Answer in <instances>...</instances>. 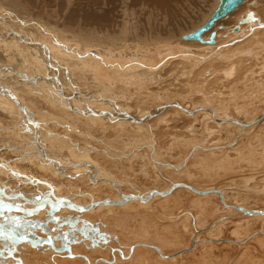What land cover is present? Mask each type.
<instances>
[{
	"label": "rangeland",
	"instance_id": "1",
	"mask_svg": "<svg viewBox=\"0 0 264 264\" xmlns=\"http://www.w3.org/2000/svg\"><path fill=\"white\" fill-rule=\"evenodd\" d=\"M6 1L8 3L5 2L4 0H0V30H2L1 28L6 27L5 25H10V26L15 27V29H19L21 32H24L25 35H29V36L32 35L33 37H40L39 40L45 39L46 42L45 41H43V42H45L47 45H49V55L51 54L50 56H52L53 58L58 60L60 63V66H56L55 68H52V69H54V71H52V72L53 73L57 72V74L59 76L62 75L61 76L62 77L61 78L62 86H64L65 88H68L67 82L69 84L72 83V81L68 80L64 76V74H65L64 68H66L68 70L70 76H72V78L75 79V81L79 84L80 87L87 85L88 84V81H86L87 78L86 77L83 78L78 74L80 69H84V68L86 69V66H84V68H83V66L80 63H81V61H85V60L89 61L88 56H87L89 53H91L92 56H94L96 54H100V56H104L101 52L105 48L100 47L96 42L92 43V42L88 41L86 37L81 35V34H83V35L87 36L88 34H90L89 31H86V30H89L88 26L83 25V23L81 22L83 9L79 10L77 12L79 15V19H78V22H76L74 25V23L70 24L68 21L66 22L67 17L73 11V7L75 5L74 0H72L71 2H67L69 5L65 3L66 6L61 5V0H50V2H51L50 4H48L46 2L48 0H39L40 2H43V3L45 2V3L42 6H40V5L36 6V8L35 7L31 8L33 6V2H31L30 0H22L23 2L21 0H18V2H17V0H12V1L6 0ZM25 1H26V3H25ZM212 1L214 2L215 0H212ZM117 2H118V4L121 5L120 0H117ZM134 2H135V0H134ZM213 2L211 4H213ZM129 3H130V5H129L130 8L134 9V7H132V6L138 5V3H140V1L133 3V1L131 0V1H129ZM204 3H205V0L202 2H197L195 5L194 2L192 1L191 3L188 4L189 9L182 6V8L179 11L181 18L183 17V21H181L182 22V24H181L182 28L173 27L172 25L175 24L177 22V20L170 19L168 17V15L164 12L154 13L155 16L153 17V19H150L148 21V23L146 22V23L142 24V23L137 21L138 22L137 37L138 38L139 37L146 38L145 36H149V38L147 37L146 39H149V41H150V40H152V38H154V36H160L161 34L166 35L168 33V32H165V30L167 29L166 24H168L170 27L172 26L171 31L174 35H171V36L175 37L173 39V41L176 40L175 42H172V43L175 45V43L179 42L181 35L194 30L197 26L200 25V23L202 22L201 21L202 17H200L199 20L197 18L196 21L191 22V24H190V19H193L195 17V15L198 14V12L203 11L202 8L204 7ZM23 4H26L28 7L23 5ZM192 6H193V9H192ZM247 6H248V8H247ZM11 7H13V8H11ZM253 7H255L256 9L259 10V13H258L259 14V16H258L259 26L262 24L264 25V0H246L244 5L239 8L240 11L238 9L236 12L232 13L228 18L223 20L224 21L223 23H225L226 25H229V26H233L234 24H237L239 18L246 15V13H248ZM184 8H185V10H184ZM204 10H206V9H204ZM2 11L5 14V16H4V14H2ZM4 11H6L7 14L9 12L10 15L6 16V12H4ZM146 11L149 13L150 11H156V10L146 9ZM196 11H198V12L196 13ZM237 14H239V15L236 16ZM2 15H3V17H1ZM119 15H120L119 20L121 21L120 12H119ZM57 20H58V22H57ZM204 20H205V18H204ZM3 21H4V23L2 24ZM143 22H145V21L143 20ZM32 23H33V25H32ZM259 26L256 27V29H254V28L250 29L251 33L254 32V36H253L255 38L254 46H250L248 48H245L244 51H242V50L237 51V50H234L232 47L227 46V47L221 48L219 53L216 52L215 54H213L211 56V58H215V59L220 61V64L224 67V68L222 67L223 71H225V70L228 71L227 72L228 75H225V76L223 74L219 75L217 78V80L219 79L218 81H216L214 79V78H216L214 76V73L212 74V76L209 74V78L201 79L200 77L202 75H199V74L202 73V71L203 72L205 71L204 72V74H205L208 71L206 69L210 68L211 66H208L205 69H201L200 68L201 64H200V65H195V68H194V62L193 61H191V63L188 62V63H190V66L186 65V63L184 61H186L187 57L189 58V56L184 57V56H180L179 54L176 55L177 51L171 50V48H173V47H169V44H168L167 48L166 47H163V48L169 49L171 51L170 54H173L174 56H172V60L169 63L164 64L165 66L161 65V66H159V68H157L155 70V72L153 74L157 75L158 78L155 77V80H152L150 82L147 81L146 83H144L143 91L145 93H143L142 96L145 97L146 99L157 98V97L161 96V98H160L161 100L158 101V104L163 103L165 101L172 100V99L173 100L176 99V100L180 101L183 105H186V106L189 105V107H196V106H202V105L214 107L217 110L216 115L219 118L231 114V113H229V111L232 113L233 112L235 113V111H236L235 115L232 114L234 116H236V115L238 116L239 114H237V113H240L239 116L240 117L242 116L241 118H244L245 116H246V118H251V119L259 117L261 114L264 113V106H263L264 105V90H263L264 89V30H263L264 26H260V27ZM117 31H119V25H118L115 32L111 31L108 28L105 29V27L102 26L99 29H95L94 34L97 37H103L106 34H112V35L117 34L118 33ZM162 31H163V33H161ZM248 31H249V29H248ZM79 33H81V34H79ZM247 33L249 35V32H247ZM96 34H98V35H96ZM49 36H50V38H49ZM137 37H135V38H137ZM76 38H77V40H76ZM134 39H132L130 42H134V43L138 42L137 40H134ZM177 39H179V40H177ZM9 43L12 44L11 41H7V42L1 43L0 45L7 47V45ZM50 43H52V45ZM14 44L20 46V44L18 42H15ZM150 44L152 45L151 48L154 49L155 45L153 43H150ZM82 45H83V47H82ZM103 46H105V45L103 44ZM50 47H51V49H50ZM59 47H61V48H59ZM179 47H182L184 49L189 48L186 45H182V44ZM20 48H21V46H20ZM55 48H57V49H55ZM107 48L116 49L117 47H115L113 45V46H108ZM194 48L198 49V47H194ZM11 50H12L11 48L0 49V60L2 61V63H0V66H2V65L5 66V70L8 71V73H6V75H11V76L15 75L14 77H16V79L12 78L13 81H10L11 79L9 76H4L2 78L0 77V81H1V83H4V85H6L8 87L13 85L14 86V87H12L13 89L11 87L10 88L12 90H14L15 94L19 98L22 99V100L21 99L20 100L22 101L23 106L26 105L25 107H28L35 115L38 114L37 115L38 117L37 116L36 117H37V120L40 122V124H42V122H46L47 126H44L42 124V126L39 127V134H40V136L43 137V139L45 137L46 141H48V146L50 145L49 147L55 148V149H58L60 147L59 149H62V151H67L71 155V157L76 156V158L79 161L85 160V161H81V162H91V163L96 164L95 166H98L97 168H98V171H99V174L101 177H104V178L109 179L111 181L119 179L120 184L121 185L125 184L126 186H129L128 183L133 181L132 184L135 182L133 184L135 187L136 186L137 187L138 186L143 187V188H140L141 191H143V194H145L147 192V190L154 189L156 187H158V188L163 187L164 188V187L169 185L168 179H166L165 177L164 178L159 177V174L157 172V167H155L156 166L155 163H152V165L149 164L152 162V159L150 161V159L148 158V162L145 160H143L141 162V163L145 162V163H143V165L145 166L146 171L147 172L149 171L148 172L149 175H146L147 173L144 172L145 169H142L140 167L139 168L136 167L137 168L136 169L135 165H134L135 163L132 165V161H135V158H136L135 154H138V151L133 153L132 152L133 149L130 147H126V148L122 147V148L115 150L114 147L109 145V143H110L109 138H110V136L112 137V135H113L112 133H109V131L106 134H102L101 132H99V136H98V135H95V132H92L94 129L91 126H85L84 130H83V128H80L74 134L78 137L74 136L73 140H76V141L79 139L82 140L83 142L80 145L81 146L83 145V146L80 147V150H78L79 153L76 152V150H74L73 147H78V146H74L73 140L70 139V135H71L70 133H72L73 131L72 130L68 131V129H67V131H68L67 132L65 130V128L60 126V123H63V122H61V120H62V121H64L65 124L69 125L72 129H75V127L71 123H69V121L73 119V123H75V125L78 126V123L80 122V120L77 117L75 118V116L71 115V113H74V114H77V113L71 112L70 109H68V107L66 105L64 106V104H61V100L63 101V99H64L63 103H66V104H67V102H66L67 100L65 98H61V96L56 93L55 89L52 88L49 81L47 80L46 77L48 76V67H47L48 64L43 60L39 61V60L33 59L32 57H31V59H29L27 61V63H23L22 62V56L19 55L18 57L13 58L14 53L11 52ZM152 56L155 57L154 62H157L158 59L160 60L162 55L154 53ZM76 57L78 60H80L78 63L73 61V58H76ZM83 58H87V59L82 60ZM137 58L138 57L136 55H133L132 58L130 59V63L133 64V62ZM192 58H197V57L193 56ZM102 60H103V58H100L99 63H98L99 67H101V70L105 71V70H109L110 68H116L115 66L109 67L107 64H104V62ZM240 60H241V64H240ZM235 64L237 65L236 74L234 75V77L233 76L229 77V71L233 68L232 66ZM175 65H176V67H175ZM238 65L243 66L241 68V70H240ZM183 66H185V67H183ZM90 67H92V66H90ZM174 67H175V69L173 70ZM187 67H191V68L190 69L188 68V70H187ZM165 68H167L166 70H168V71H166ZM181 68H184V69L182 70ZM192 68H193V70H192ZM179 69H180V72H179ZM196 69H197V71H194ZM2 70H4V69H2ZM198 70H199V74H198ZM200 70H201V72H200ZM150 71L151 70H148L149 75H151V73H152V71L151 72ZM162 72L166 73V76H164L165 74H160ZM195 72L197 74H195ZM237 74H239V75H237ZM192 75H194V76H192ZM7 77H8V80L6 81L5 79ZM17 77H19V78H17ZM146 77H147V75H146ZM173 77H174V79H173ZM193 77H196L197 79L195 80V78H193ZM221 77H222V82L220 81ZM118 78L120 81H125L128 79V76L126 78H123V76H121L119 74ZM24 79H26V80H24ZM145 79H147V78H145ZM182 79H184V80L187 79V81L186 80L184 81ZM210 79H212V80L214 79L215 81L212 83L211 82L212 80H210ZM21 82H23V83H21ZM193 82H194V84H193ZM17 84H18V86H17ZM200 84H202V85H200ZM207 84H210V85L208 86ZM218 84H220V85H218ZM247 84H249V85H247ZM194 85H195V87H194ZM225 85H227V86H225ZM94 86L95 85H90L89 87H94ZM127 86L128 87L130 86L129 88H134L135 84L128 83ZM205 86L207 88H205ZM48 88H51V91H52L51 95L47 91ZM72 88H74V87H72ZM192 88H194V89H192ZM153 89H155V91ZM179 89L182 92H180ZM185 89H188V90H185ZM186 91H187V93H186ZM155 92H157V93H155ZM161 93H163L164 96H162ZM74 94L75 95H73L72 97H73V101L77 100L76 103H78V99L79 100H81V99L85 100L86 99L85 100L86 103H89V104L93 103V99H90L86 96H84L85 98L84 97L78 98V95H77L78 93L76 91H74ZM238 95H239V97H238ZM114 96L116 98V101L118 103H120V106L122 107L123 111L124 112L126 111V113H132L134 111L140 112V110L144 106L142 102L138 103L139 105L136 104L133 97H129V99H127V98L121 97L118 94H116V95L114 94ZM168 96L170 97L169 100H168ZM260 96H262L263 98L261 97L262 99L258 100L260 98ZM63 97H65V96H63ZM257 97H259V98L257 99ZM248 100L250 101V103L249 102L247 103ZM216 101H218V104L216 103ZM256 101H258V102H256ZM15 104H16V102H14V100L12 101V99H11L9 101V105H7L8 111L10 112L8 119L7 120H0V143H2V144L4 143L6 146H9L7 149H5L3 146H1L2 144H0V202H2L4 205H6V207L10 208V210H11V211L10 210L6 211L5 209H2V207H0V222L2 223V224H0V227H2L5 223H8L10 226L12 225L11 227L16 228L17 230L13 231V232H3L0 230V264H9V262L12 264H16V263H14V261L18 263L20 261V258H21V260L23 259L24 261H27L28 264H36V263H34L36 260L42 261L45 264H56V263L57 264H63V263H66L68 260L76 261L77 260V259H75L76 257L74 258V256L72 254H69L70 258L68 257L67 251H66V254L64 257H60L56 254V252L52 251L53 249L56 248L55 245L57 246V244H58V243H56V241H60L62 239V237L59 236V234L55 233V231H56L55 228L57 227V225H55V224H56V220H58L56 215H55L56 220L53 221L51 219L52 217H50V218H48V220L50 222H45V220L42 218L45 215L47 216V214L43 213V211H41L42 210L41 208L36 207L35 210H33V212L36 211L37 215L35 213H31L32 211H30V213H29V211H28V213L27 212H20L19 213L18 208L23 209L21 207H24V206H25L24 207L25 209L26 208L27 209L33 208L35 206V203L32 204V202H35L39 198L42 199L44 197H51L54 201L56 199H57L56 201H60L62 199L63 200L70 199V201L75 200V201L79 202L81 205L82 204L86 205V204H88L89 201L92 202V200L94 198L99 197L102 194H104L105 188L110 189L112 192V193L109 192L110 191L109 190L108 192L110 194H108V196L109 195L111 196L112 194H118L117 191L115 192L116 187H114L113 185L108 184V182H106V183H102V184H104V187L100 186L99 188H96V190H94L95 186L94 187L92 186V188L89 191L88 190L86 191V187L82 186L80 181H82V179H84L83 184L88 183V176L87 175L91 172V169L89 166H85V165H81L82 168L79 169V171H77L79 173L82 172L81 175L76 176V179L79 180V182H75V183L70 182V181L64 182L65 181V177H64V181H62L63 183L61 185V183L59 182V178L61 176L60 170H61V168H67L69 166L66 163L67 162L66 159H61V158L57 157L55 161L51 162L53 159L52 157L48 158L47 156H44L41 154V152L37 148V145L33 144V142L35 143V142H37V140L35 139V137L32 140L29 132H27L29 130L26 127L28 126L30 121L28 120V118H22V117L18 116V114H19L17 112L18 107ZM42 105L45 107H43ZM141 105H142V108H139V109L136 108V106H141ZM93 106H96V103ZM98 106L100 107V110H103L104 112H110L113 110L112 107H110L108 105L98 104ZM98 106H96V107L98 108ZM102 106H103V108H102ZM53 107H57V108L53 109ZM38 108H40V110ZM66 109H68L70 112L68 113ZM34 110H36V111H34ZM129 111H131V112H129ZM53 113H55V114H53ZM227 113H229V114H227ZM207 114L208 113H205V112H199V113L195 114L193 118H188L185 115L177 114L175 107H172V108L166 110L165 112L161 113L160 114L161 116L158 117V115H155L151 119V123L155 124L154 126H151V127H155V131L153 130L155 135H157V137H155V138L152 136V128L147 129V127L144 126L143 127V134H141L140 131L134 130L137 127L136 123H127L130 125V128H128V127L127 128L129 131L133 130V132H132V133H134L133 135H135V133H137L138 137L144 138V142L147 144V145L145 144L144 147L148 151V154L151 155L154 159L161 161L163 163L167 162L166 159H168V163H170L171 165H174L176 167H179L177 170H174L170 167L168 169L169 172L167 171L166 173L163 174V176L171 177L170 179L173 181L175 179L182 180V178L184 177L182 175H185L184 179L186 178L185 180H187V178L189 177L188 181L195 186L221 188L226 193H231L230 198L233 200H239L240 202L246 203L247 206H249V207L252 206L255 208L264 209V188H263L264 187V142H263L264 141V126H263L264 125V114H263V118L261 120L262 122L259 125H255L253 128L247 129L245 132H242V133H240L239 130H237L238 127H233V130H231L229 133H227L226 131H228V130L225 129L226 125L220 126L216 123V125H217L216 126L215 122L213 121V118H211ZM41 115H43V116L41 117ZM46 116H47V118H46ZM49 116H51V117H49ZM72 117H74V118H72ZM39 118H41V119H39ZM164 119H165V121L161 123V121H163ZM42 120H44V121H42ZM75 120H77V121H75ZM157 121H158V123H157ZM15 123H16V125H15ZM213 123H214V125H213ZM53 125H54V128L56 130L54 132L57 135H61V134L63 135L64 134L63 137H61L60 139L59 138L54 139V138L50 137V136H52V134L45 130L47 128H50V130H51L53 128ZM260 125L262 126V128ZM194 126H195V129H194ZM210 126H212V128ZM86 127H87V129H86ZM3 130H4L5 134H3V132H2ZM63 131H64V133H63ZM57 132L60 134H58ZM150 132H151V134H150ZM179 132L183 135H181ZM196 132H197V134H196ZM122 134H124V132ZM46 137H48V138H46ZM122 137L126 138L127 136H122ZM214 137H215V139H214ZM244 137H245V139H244ZM75 138H78V139H75ZM101 138L103 141L101 140ZM210 138H212V140ZM51 139L54 143L51 141ZM145 139H146V141H145ZM262 139H263V141H262ZM209 140H211V141H209ZM257 140H258V142H256ZM71 141H72V143H71ZM169 141H170V143H168ZM208 141H209V143H208ZM104 143L106 144V150H104L105 149V147L103 145ZM250 143H253L255 145L252 144V146H251ZM13 144H17L19 146V151L12 147ZM63 144H65V145H63ZM229 144L231 147H227V148L221 150V148H220L221 146H224V145L228 146ZM94 145H95V147H94ZM205 145L208 147H206ZM246 145L249 146V148ZM102 146L104 148H102ZM160 146H163V147L160 148ZM178 146H179V148H178ZM244 146H245V152H241V155H240L243 159H241V161L239 162L240 158L238 160L236 150L240 149V147H244ZM261 146H263V147H261ZM166 148H167V150H166ZM173 148L176 149L175 152H172V151H174ZM122 150H123V152H122ZM213 150H219L221 155H226L225 157H227V154L230 157L233 156L232 154H236L234 157H232V161H234L237 158L234 165L237 164L236 166H238V168L240 166V169H241L240 174L238 173V169L236 168V166H233L232 168H230V169L236 168V169H234L235 171L237 170L236 172L234 170L232 171V170H229L227 168H226V170H225V168L223 169V165H224L223 163H225V162H223L219 157H214V159H213V156H210L211 154L214 153ZM246 150H247V152H246ZM20 151L24 154L19 153ZM103 151H107V154H109V156L105 155ZM162 152H165V153L163 154ZM177 152H179V154H175ZM182 152H184V153H182ZM93 153H95V154H93ZM196 153H197V155H196ZM184 154H185V156H184ZM201 155H203V156H201ZM182 156L184 158H182ZM199 157H201V158H199ZM169 158H170V160H169ZM177 159H178V161H177ZM202 159L205 160V162L204 161L202 162ZM219 160H220V162H219ZM249 160L253 161L252 165H248V164H250ZM107 161H109V162H107ZM112 161H113V163L111 164ZM198 161L201 162L202 165H200V163H197ZM242 161H243V164L241 163ZM173 162H175V163L177 162V163L174 164ZM194 162L199 164L201 167H198L199 165L195 164ZM215 162H218V163L215 164ZM208 163L211 166H208ZM211 163L212 164L214 163L215 165L213 164L214 166H212ZM221 163H222V165H221ZM245 163H248V164L246 165ZM243 165H245V166H243ZM113 166L114 167L116 166V168H114ZM147 166H150L152 170ZM205 166L208 170H205ZM216 166L220 167V169L222 167L221 171L225 172L226 174L222 173L221 171L219 172L220 169H218V171H216L218 168ZM248 166H249V168L251 167L253 170H251V168L249 169ZM27 167H29V168H27ZM211 167H214L213 170ZM242 167L243 168L245 167V168L243 169ZM31 168H35V171H34L33 175L29 174V175H32V177L30 178V177H28V173H31V172H28V171H30ZM97 168H96V170H97ZM200 168H202L201 171H203V172L199 171L200 173H198L197 171H198V169L200 170ZM138 169H141L142 171L141 170L138 171ZM184 169L187 170L186 171L187 173L184 171ZM240 169H239V171H240ZM67 170L68 169H66L65 171L68 173L69 170L68 171ZM150 170H151V172H150ZM153 170H155V171H153ZM209 170L212 171V173H210ZM180 172H181V174H180ZM189 172H190V174H189ZM70 173H72V171H70L67 175H69L70 177H73V174H70ZM85 173H87V175H84ZM154 173H155V175H154ZM192 173H194V174L196 173V175H194ZM203 173H204V176H200V175H203ZM213 173L214 174L218 173V174L214 175ZM121 174H122V176H121ZM198 174H200V175H198ZM210 174L213 177H209ZM191 175L194 177H192ZM205 175H208V176H205ZM201 178H203V179H201ZM145 180L150 181V182L148 183ZM63 184H66V185H64V187H63ZM86 186H88V185H86ZM76 187H80V189L76 188ZM232 188H234L235 190ZM254 188H256L258 190L257 193L260 196L259 200L254 199L252 197V195H250L253 192L252 190ZM176 189L177 190H174L175 193L170 196V198L171 197L173 198V199L171 198V200H170V198H168L166 201L163 200V201L159 202L157 200H154V201L149 202V203L148 202L146 203V201H143V203H141V201L140 202L132 201V202H130L129 205L122 206V207L106 206L104 208V210H105V212L107 211L108 213H105V212L103 214L91 213V218L88 221L78 219L79 216H81L83 213H80V212H78L74 209H71L69 207H65V211L63 213H66V211H67L70 214H72L71 217L66 219V220H70L71 222L72 221L75 222L76 231L77 230H78L77 232L81 231L80 234L84 235V237H85L84 238L83 236H80V234L75 232L76 233L75 239H77V241L79 239H81V240H87L88 239V241H89L87 246H86L88 250H84V252L89 254V255L87 254V257L89 258L90 262L85 260L84 258L78 257V260L82 261L81 264H121V263H123V264H129V263L130 264H167V263H169V264H199V263H201L202 264L203 262H205L204 264H215L216 262H217V264H220L223 261L226 262L227 260L228 261L226 263L223 262L222 264H236V263L237 264H244V263L245 264H247V263L248 264H252V263L253 264L254 263L255 264H264V231H263L264 230V221L259 223V222H257L258 220L255 218L248 219L250 221L245 219V224H246L245 229L246 230L240 229L241 230L239 232L240 235L238 233L235 234L234 232H232L230 230L232 229V227L237 222H239V218H245L244 216H239L238 214H236V216H232L229 219H227L229 221L226 224L221 225L219 223V221H221L223 219L218 220L217 218L222 217L224 215L222 213L223 210H221V208H219L220 209V211H219V209H217V207H216L215 209H217L218 210L217 211L214 209L215 206H213L214 202L217 203V200H218L217 197L209 198L210 202H212V206L208 205V207L212 208V209L208 210V212H201L202 209L200 207H198L199 203L203 207V204H201L202 202H200V199H198V202H197L195 200L196 196L190 195L191 197H194L193 198L195 200V202H194L195 205H194V203H192L193 202L192 198L186 199L187 198L186 196L189 195L188 191H186L183 188L182 189L180 188L181 190H179V188H176ZM170 190H168V191L170 192ZM48 193H49V195H48ZM180 193H181V196H179ZM232 193H234V194H232ZM185 194H186V196H185ZM177 197H178V199H180V201L176 200ZM183 198H185V199H183ZM181 199L183 201H181ZM25 201H28V202L30 201V202L28 203ZM176 201L181 202V204L177 203ZM182 202H183V204H182ZM47 204H46L47 208L46 207L44 208V212L49 213V211H48L49 210L48 209L49 203H47ZM101 204H103V203H101ZM178 204H179V207H178ZM9 205H10V207H9ZM14 206H17L18 208L14 207ZM193 206H195V207H193ZM205 207H207V206L205 205ZM101 209H103V207ZM165 209H168V210H165ZM199 209H201V210H199ZM149 210H150V212L147 213V211H149ZM173 210H175V212ZM12 211H13V213H12ZM82 211H84V210H82ZM196 211H197V213H196ZM4 213H6V215ZM21 213H22V215H21ZM174 213H175V215H174ZM189 213H192V216H190ZM203 213H205V214H203ZM211 213H213V214H211ZM50 214H52V213H50ZM136 214H137V216L138 215L142 216V222L145 225L147 224V226H145V227L147 228V231L148 230H150V231L147 232L146 230L145 231L143 230V229H146L144 227L143 223H141L140 226H137L139 224L137 223L136 219H135L136 222L134 221L133 224L129 222L130 225L128 223H126V224L120 223L119 226L118 225L116 226L114 224V221L116 220V222H118L119 221L118 219H120V217H122V216L127 217L130 220L132 218V216L136 217ZM200 214H202V215H200ZM229 214H231V213H229ZM111 215L113 218L111 217ZM171 215L173 216V218H171L172 217ZM184 215H186V217H184ZM198 215H200L201 217ZM33 216H34V218H32ZM102 216H106V217L104 218ZM187 216H188V218H187ZM197 216L200 219L197 220L196 219ZM234 217H235V220H234ZM17 218H19V220L21 221L20 225H17L14 223V221ZM35 218H37L36 221H35ZM108 218H109V220H108ZM181 218H183V219H181ZM29 219L32 221H30ZM60 220H63V218H60ZM60 220H59V223L61 222ZM97 220H100V223ZM182 220H184L183 223H182ZM105 221H108V222H106L107 225L105 223H103ZM155 221H157V223L158 222L161 223L160 224L161 226L159 225V223L157 224ZM170 221L172 222L173 225L171 224ZM177 221H179V222L177 223ZM246 221H248V222H246ZM77 222L79 224H77ZM168 222H170V223H168ZM174 222H175V224H174ZM102 223L104 224V226ZM89 224H91V226ZM94 224H97V228H96V225H94ZM150 224H152L153 227ZM169 224H171L170 225L171 227L169 226ZM176 224H178V225H176ZM179 224H181V225H179ZM183 224H185V225H183ZM50 225H52V226H50ZM175 225H176L177 229H176ZM28 226H30V227H28ZM173 226L177 231L175 229H172ZM51 227H53V228H51ZM184 227H188V229H189L188 232L186 230H184ZM218 227H219V229H218ZM101 228H103L105 231ZM139 228L140 229L142 228L141 230L144 233L146 232L148 234V236L139 237L138 235H141V232H142ZM154 228H156V229H154ZM170 228H171V230H170ZM99 229H101V230H99ZM90 230H92V231H90ZM109 230H110V232H109ZM163 230L165 232H163ZM179 230H181V231H179ZM87 231H90L92 234L89 232L87 233ZM72 232H74V231L72 230ZM135 232H136V234H135ZM156 232H157V234H155ZM172 232H174L175 235H172V234H174ZM61 233H62V231H61ZM123 233L125 234V236L123 235ZM130 233L135 235V236H133V235L127 236V238H126V235H128ZM167 233H170V235H168ZM180 233H181V235H180ZM89 234H91V235H89ZM121 234H122V237L124 236V238L121 237ZM86 235L87 236L89 235V236L87 237ZM96 235H98V236H96ZM178 235L181 237H179ZM24 236H26V237H24ZM31 236L34 237L35 239L30 240L29 238H31ZM133 237L135 238V240ZM49 238H54L51 243L47 242ZM221 238H223V239H221ZM43 239L46 241H44ZM68 239L69 238H67V240ZM123 239H124V241H123ZM127 239L131 240V242L128 244L126 243ZM160 239H162V240H160ZM168 239H170V240H168ZM215 239H219L220 241L217 242ZM226 239L231 240V242H233L234 244H228L225 241ZM257 239H258V241H257ZM165 240H166V243H163V242H165ZM196 240H197V243L194 245L193 243ZM171 241H173V242H171ZM132 242H134V243L148 242V243H152L154 245H157V244L162 245L165 248L163 251L164 255H170V254L172 255L173 253H175V251L180 250L186 246L189 247V246L194 245L195 247L191 248V249H193L191 251L183 252L181 257L179 258V261H178V260H172V259L169 260V258L167 259V257L162 258L159 255V253H157L154 250H151L152 248H148L144 245H138V246H135L133 255L131 257L125 259L122 257V254H120L119 251L123 250L127 253L128 250L130 249V247L131 248L133 247ZM210 242H212V243H210ZM79 243H81V242H79ZM51 244H54V247L50 248L49 246ZM88 245H90V246H88ZM57 247L60 248L62 246H60L58 244ZM75 248L76 247L74 246L73 250ZM216 249H218V250H216ZM24 250H25V252H23ZM92 251L98 252L96 257L90 256ZM146 253H148V254H146ZM185 253L187 254L186 257L184 256ZM39 254H40V256H39ZM73 254H75V253H73ZM4 255H5V257H4ZM147 255L149 256L150 259L148 258ZM1 256H2V258H1ZM142 256H143V258H142ZM195 256L197 257V260H196ZM218 258H219V260H218ZM227 258H229V259H227ZM142 259L144 261L145 260H147V261L144 262ZM158 259L161 261H158ZM119 260L121 261V263L119 262ZM246 260L251 262V263L246 262ZM141 261H143V262L141 263ZM152 261H153V263H152ZM207 261H210V262L208 263ZM235 261H238V262L235 263ZM41 264H43V263H41Z\"/></svg>",
	"mask_w": 264,
	"mask_h": 264
},
{
	"label": "bare ground",
	"instance_id": "2",
	"mask_svg": "<svg viewBox=\"0 0 264 264\" xmlns=\"http://www.w3.org/2000/svg\"><path fill=\"white\" fill-rule=\"evenodd\" d=\"M5 2H7L6 0H4ZM12 1V0H11ZM22 1V0H21ZM31 2H33V7L36 8V6H42L44 5L43 2H40L39 0H30ZM72 0H61V5H65L68 4L67 2H71ZM121 1V5L118 4L117 0H74V7H73V11L71 12V14L67 17V20L66 22L68 21L70 24L71 23H75L78 22V19H79V15H78V11L79 10H82L83 9V14H82V17H81V22L83 23V25L85 26H88L89 30H86V31H89L90 34H88L87 36L81 34L82 36L86 37L88 41L90 42H96L100 47L102 48H105L101 53L104 55V56H100V54H96L94 56L91 55V53H89L87 56H88V60H85V61H81V65L83 66H86V69H80L79 71V75L83 78H87L86 81H88V86L85 85L83 87H80L79 84L75 81L74 78H72V76H70L68 70L66 68H64V76L72 81L71 84H68V88H65L64 86H62V80H61V76H59L56 73H53L52 71H54V69L52 68H55L56 66H60V63L58 60H56L55 58H53L52 56L49 55V45H47L45 42V39H41L39 40L40 37H33L32 35L29 36V35H25L24 32H21L19 29H15V27L13 26H10V25H5L6 27L4 28H1L2 30H0V44L3 43V42H7V41H11V43H9L7 45V47H4L2 45H0V49L2 48H11V52L14 53L13 55V58H16L18 57L19 55L22 56V62L23 63H27V61L29 59H31V57L33 59H36V60H43L45 61L48 65V76L46 77L47 80L49 81L50 85L52 86V88L55 89L56 93L59 94L61 96V98H65L67 101V104L66 103H63V101L61 100V104H64V106L66 105L68 107V109H70L71 112H75L77 114H74V113H71V115L75 116V118L77 117L80 122L78 123V126L75 125V123H73V119L69 121V123H71L75 129H72L69 125L65 124L64 121L61 120V122L63 123H60V126L65 128V130L68 131L69 130H72L73 132L70 133V139L73 140V137H78L76 135H74L80 128H83V130L85 129V126H91L93 127V131L92 132H95V135H98L99 136V132H101L102 134H106L108 131L109 133H112V137L110 136V140H109V145H111L112 147H114V149H119V148H126V147H130L132 148V152H136L138 151V154H135V161H132V165L134 164L135 165V168H142V169H145V166L143 165V163H141L143 160L147 161L148 162V158L152 159V162L149 163L152 165V163H155V167H157V172L159 174V177H162V178H166L168 179L169 181V185L166 186V187H161V188H154V189H150V190H147V192L145 194H143V191H141L140 188H143L141 186H134L132 182H129V186H126L125 184L124 185H121L120 184V180H114V181H111L109 179H106L104 177H101L100 174H99V171H98V166H95L96 164L94 163H91V162H81V161H85V160H81L79 161L76 156H73L71 157V155L67 152V151H62V149H55V148H51L48 146V141H46L45 137L43 139L42 136H40L39 134V127L42 126V124L44 126H47L46 122H42V124H40V122L37 120V115H35L28 107H25L23 106L22 104V99L19 98L14 90H12L14 87L13 85L8 87L6 85H4V83H1L0 81V120H7L8 119V116H9V111H8V106L9 105V101L12 99V101L14 100V102H16V106L18 107V116L22 117V118H28V120L30 121L28 126L26 128H28L29 131V134L33 140V138L35 137V139L37 140V142H33V144H36L37 145V148L38 150L41 152L42 155L44 156H47L48 158L49 157H52V161H55L57 157L61 158V159H66V163L67 165H69L67 168H61L60 170V178H59V182L61 183L62 185V181H64V177H65V181L64 182H67V181H70V182H79V180L76 179V176L78 175H81V173L77 172L79 171V169H81V165H85V166H89L90 169H91V172L87 175V173H85L84 175H87L88 176V183L87 184H83L84 183V179H82V181H80L81 185L86 187V191L90 190L92 188V186L94 187L95 186V189L96 188H99L100 186L101 187H104V184L102 183H106L108 182V184H111L113 185L114 187H116V190L115 192L117 191L118 194H112L111 196L108 194H110L109 192H111L110 189L108 188H105L104 189V194H102L101 196L99 197H96L91 201L88 202V204H80L79 202L77 201H70V199L68 200H60V201H56L57 197L55 198L56 200L54 201L51 197H44V198H39L38 200H34L35 202H32L35 203V206L33 208H29V209H25L24 207H21L23 209H20L18 208L17 206H14V207H17L18 208V211L19 213L20 212H27L29 211H32L31 213H35L36 214V211L33 212V210H35V208H41L43 211V213L47 214V216H43L42 219L45 220V222H50L48 220V218L52 217L51 219L54 221L56 220L55 218V215L57 216V219L56 220V224L57 227L55 228V233L59 234V236L62 237V239L60 241H56V243H58L60 246V248H58V244L57 246L55 245V249H53L52 251L53 252H56V254L60 257H64L65 254H66V251L68 252V257H69V254H72L74 256L75 259H77L76 261H73V260H68L66 263H63V264H81L82 261L81 260H78V257L80 258H84L85 260L89 261V258L87 257V254L88 253H85L84 250H88L87 249V244H88V239L87 240H81L79 239L77 241V239H75V232L76 231V228H75V222H71L70 220H66L68 218L71 217L72 214H70L69 212L66 211V213H63L65 211V207H69L71 209H74L80 213H83L81 216H79L78 219L80 220H85V221H88L90 220L91 218V213H101L103 214L105 212L104 208L106 206H113V207H122V206H126V205H129L130 202L132 201H138L141 203H143V201H146V203L148 202H152L154 200H157L159 202L163 201V200H167L168 198H170V196L172 194H174V190H177L176 188H179V190H181L182 188L185 189L186 191H188L189 195L185 196L187 197L186 199H189V198H194V197H191L190 195H195L196 198L195 200L198 202V199H200V202H202L201 204H203V207L200 205V203L198 204V207H200L202 209L201 212H208V210L212 209V208H209V206H212V202H210V199L209 198H212V197H217L218 200H217V203L214 202L213 206L214 209L217 207V209L221 208L222 213L224 214L222 217H218L217 219H223L221 221H219V223L222 225V224H226L229 220L230 217L232 216H236V214H238L239 216H244L245 218H239V222H237L230 231L234 232L235 234L238 233L241 231L240 229H245L246 227V224H245V219L248 220L250 218H255L257 219L258 221L257 222H263L264 221V209H260V208H255V207H249L247 206L246 203H243V202H240L239 200H233L230 198V195L231 193H226L224 190H222L221 188H215V187H198V186H195L193 184H191L189 181H188V178L187 180L184 179L185 175H182L184 176L182 178V180H179V179H175V180H171L170 178L171 177H167V176H163L164 173H166L168 171V169L171 167L172 169L174 170H177L179 167H176L174 165H171L170 163H168V159H166L167 162L163 163L161 161H158L156 159H154L151 155L148 154V151L145 149L144 145L146 144L144 142V138L142 137H138L137 136V133H135V135H133L134 133L133 130L132 131H129L128 128H130V125L127 124V123H136L137 127L134 129L135 131H140L141 134H143V127L146 126L147 129H151L152 128V136L155 138L157 137V135H155L154 131H155V127H151V126H154L155 124L151 123V119L155 116V115H158L161 116L160 114L165 112L166 110L172 108V107H175V110L177 112V114L179 115H185L186 117L188 118H193L195 114L199 113V112H205V113H208L207 115H209L211 118H213V121L215 122V125L216 123L220 126L222 125H226L225 129L228 130L226 131L227 133H229L231 130H233V127H238L237 130H239L240 133L242 132H245L247 129H251L253 128L255 125H259L262 121V118H263V114H261L259 117L257 118H254V119H251V118H246V116L244 118H241L239 115L240 113H237L239 114L238 116H234L236 114V111L235 113L233 112H230L231 114L227 115V116H224V117H217L216 113H217V110L214 108V107H209V106H196V107H189V105H183L180 101L178 100H169L170 97L168 96V100L169 101H165L163 103H160L158 104V101H160L161 99V96L157 97V98H149V99H146L145 97L142 96L143 93H145L143 91V88H144V83H146L147 81H152V80H155V77L158 78L157 75L153 74L155 72V70L157 68H159V66L163 65L165 66L164 64L166 63H169L171 60H172V56H174L173 54H170V50L169 49H164L163 47H166L167 48V45L169 44V47H173L171 48V50H175L177 51V54L176 55H180V56H184V57H187L189 56V58L187 57L186 61H184L186 63V65H189L190 66V63L191 61L194 62V68H195V65H200L201 64V69H205L207 68L208 66H211L210 68H207L206 70H208L205 74L204 72L202 71V73L199 74V70H198V74L199 75H202L200 78L201 79H205V78H209V74L212 76V74L214 73V76L216 78H214L216 81L218 76L219 75H228V71L225 70L223 71V66L220 64V61L215 59V58H211V56L213 54H215L216 52L219 53V51L221 50V48H224V47H232L234 50H242L244 51L245 48H248L250 46H254V41H255V38L253 37L254 36V32L251 33V30L250 29H256V27L259 26V10L256 9L255 7H253L248 13H246V15L242 16L239 18L238 20V23L237 24H234L233 26H229V25H226L225 23H223L226 18H228L232 13L236 12L241 6L244 5V3L246 2V0H244V2L239 5L234 11L228 13L226 16L218 19L212 28H210L209 30H206L202 36H203V39L204 40H208L210 38V34L212 31H215L216 32V35H215V42L214 43H208V42H200L198 40H185L183 38V36L187 33H190L194 30H196L198 27H200L202 24H204L209 18L210 16L214 13V11L217 9L219 3H220V0H215L214 2L212 0H205V3H204V7L202 8L203 11L201 12H198L196 11V13L198 12V14L195 15V17L193 19H190V24L191 22H194L196 21V19L200 17H202V22L200 23L199 26H197L194 30L190 31V32H187L183 35H181V38L179 40L178 43H175V45L172 43V42H175L173 41V39L175 38L174 36H171V35H174L171 31V28L172 26L173 27H176V28H182L181 27V24L183 21V17L181 18L180 14H179V11L180 9L182 8V6L188 8V4L191 3L192 1L194 2V4L196 5L197 2H202L204 0H135V2L137 1H140V3H138V5H131L132 7H134V9H131L130 8V3L129 1L131 0H120ZM133 3L134 0H132ZM18 2V0H17ZM23 2V1H22ZM48 4H50V0L46 1ZM213 2V4H211ZM8 3V2H7ZM26 3V1H25ZM110 3V4H109ZM19 4V3H18ZM137 4V3H136ZM25 6H27L26 4H23ZM69 5V4H68ZM2 6V5H1ZM66 6V5H65ZM28 7V6H27ZM55 7V6H54ZM63 7V6H62ZM61 7V8H62ZM13 8V7H11ZM53 8V7H52ZM195 8V7H194ZM248 8V6H247ZM40 9V8H39ZM51 9V8H50ZM146 9H154L156 11H150L149 13L146 11ZM189 9V8H188ZM192 9H193V6H192ZM206 9V10H204ZM60 10V9H59ZM185 10V8H184ZM195 10V9H194ZM10 11V10H9ZM64 11V10H63ZM212 11V12H211ZM240 11V9H239ZM6 12V11H4ZM119 12L121 14V21L119 20L120 18V15H119ZM158 12H164L168 15V17L170 19H174V20H177V22L175 24H173L171 27L167 25V29L165 30V32H168L166 35L164 34H161L160 36H154V38H152V40L149 41V39H146L147 37L149 38V36H145L146 38L144 37H137V27H138V22L140 23H148V21L150 19H153V17L155 16L154 13H158ZM184 12V11H183ZM40 13V12H39ZM43 13V12H42ZM194 13V12H193ZM210 13V14H209ZM2 14L3 11H2ZM14 14V13H13ZM240 14V13H239ZM239 14H237L236 16H238ZM10 15L9 12L7 14L6 12V16ZM61 15V14H60ZM207 15V16H206ZM5 16V14H4ZM162 16V15H161ZM3 17V15L1 16ZM205 18V20H204ZM246 19V20H244ZM143 20L145 22H143ZM138 21V22H137ZM252 21V22H251ZM58 22V20H57ZM251 22V23H250ZM4 23V21L2 22V24ZM33 25V23H32ZM119 25V31H117L118 33L117 34H106L104 35L103 37H97L95 36L94 32H95V29H99L101 28L102 26L108 29H110L111 31H116L117 27ZM148 25V24H147ZM4 26V25H3ZM238 26V30H235L234 28ZM260 26H264L263 24L260 25ZM259 26V27H260ZM83 28V27H82ZM85 29V28H84ZM249 29V31H248ZM19 30V31H18ZM264 30V29H263ZM106 31V30H105ZM170 31V32H169ZM249 32V35L248 33ZM32 33V32H31ZM142 33V32H141ZM144 33V32H143ZM163 33V31L161 32ZM33 34V33H32ZM54 34V33H53ZM182 34V33H181ZM98 35V34H96ZM100 36V35H99ZM102 36V35H101ZM137 37V38H135ZM50 38V36H49ZM130 38V39H129ZM135 38V39H134ZM132 39L134 40H137L138 42H130ZM51 40V39H50ZM60 40V39H59ZM77 40V38H76ZM129 40V41H128ZM45 41V42H43ZM15 42H18L21 46L19 45H16L14 44ZM78 43V42H77ZM150 43H153L155 45V48H151V44ZM52 45V43H50ZM79 44V43H78ZM103 44L105 46H103ZM182 45H186L187 47H189L188 49H184L182 47H179ZM115 46L117 47L116 49H110V48H107L108 46ZM117 45V46H116ZM162 46V47H161ZM83 47V45H82ZM194 47H198L197 48H194ZM61 48V47H59ZM151 48V49H150ZM51 49V47H50ZM57 49V48H55ZM85 49V48H84ZM59 50V49H58ZM75 51V50H74ZM95 52V51H94ZM100 53V52H99ZM154 53H157V54H161V58L160 60L158 59L157 62H154V59L155 57L152 56ZM68 54V53H67ZM70 55V54H69ZM133 55H136L138 58L133 62V64L130 63V59L132 58ZM80 56V55H79ZM197 57V58H192V57ZM74 57V56H73ZM81 58V57H80ZM100 58H103V62L104 64H107L109 67H113L115 66L116 68H110L109 70H101V67H99L98 63H99V59ZM192 58V59H191ZM84 59H87V58H83L82 60ZM149 60V61H148ZM19 61V60H18ZM73 61L78 63L80 60L76 58H73ZM111 61V62H110ZM127 61V62H126ZM174 61V60H173ZM224 61V60H223ZM234 61V60H233ZM44 62V63H45ZM61 62V61H60ZM63 62V61H62ZM110 62V63H109ZM190 62V63H188ZM0 63H2V61L0 60ZM4 64V63H3ZM95 64V65H94ZM135 64V65H134ZM240 64H241V60H240ZM179 65V64H178ZM177 65V66H178ZM92 66V67H90ZM239 66V65H238ZM176 67V65H175ZM175 67L173 68V70L175 69ZM185 67V66H183ZM223 67V68H222ZM233 68L229 71V77H234V75L236 74V68H237V65H233L232 66ZM243 66L240 65L239 68L241 70ZM58 68V67H57ZM188 68L190 69L191 67H187V70ZM4 69V70H2ZM108 69V68H107ZM167 68H165L166 70ZM177 69V68H176ZM182 70L184 68H181ZM186 69V68H185ZM56 70V69H55ZM148 70H151L152 73L151 75L148 74ZM164 70V71H165ZM172 70V71H173ZM193 70V68H192ZM75 71V70H74ZM150 71V72H151ZM168 71V70H166ZM194 71H197L194 70ZM179 72H180V69H179ZM201 72V70H200ZM6 73H8L7 70H5V66H0V77H4V76H9L10 77V81H13V79H16V77H14L13 75H6ZM168 73V72H167ZM121 75L123 76V78H126L128 76V79L125 80V81H120L119 78H118V75ZM160 74H165L164 76H166V73H160ZM178 74V73H177ZM195 74H197L195 72ZM207 74V75H206ZM147 75V77H146ZM168 75V74H167ZM239 75V74H237ZM194 76V75H192ZM208 76V77H207ZM78 77V76H77ZM169 77V76H168ZM197 77V76H196ZM196 77H193L195 78V80L197 79ZM19 78V77H17ZM22 78V77H21ZM147 78V79H145ZM192 78V77H191ZM237 78V77H236ZM253 78V77H252ZM174 79V77H173ZM212 80L211 82L213 83L215 80ZM233 79V78H232ZM241 79V78H240ZM6 81L8 80V77L5 79ZM4 80V81H5ZM23 80V79H22ZM26 80V79H24ZM184 80V79H182ZM187 81V79H185ZM184 80V81H185ZM192 80V79H191ZM190 80V81H191ZM243 80V79H242ZM249 80V79H248ZM16 81V80H15ZM69 81V82H70ZM180 81V80H179ZM199 81V80H198ZM202 81V80H201ZM222 82V77H221V80ZM175 82V81H174ZM189 82V81H188ZM195 82V81H194ZM193 82V84H194ZM203 82V81H202ZM205 82V81H204ZM224 82V81H223ZM246 82V81H245ZM23 83V82H21ZM128 83H132V84H135V87L134 88H129L127 86ZM180 83V82H179ZM178 83V84H179ZM209 83V82H208ZM238 83V82H237ZM83 84V83H82ZM166 84V83H165ZM174 84V83H173ZM177 84V85H178ZM199 84V83H198ZM211 84V83H210ZM210 84H207L208 86ZM222 84V83H221ZM230 84V83H229ZM16 85V84H15ZM90 85H95L94 87H89ZM181 85V84H180ZM188 85V84H187ZM202 85V84H200ZM220 85V84H218ZM228 85V84H227ZM225 85V86H227ZM249 85V84H247ZM18 86V84H17ZM185 86V85H184ZM242 86V85H241ZM29 87V86H28ZM64 89H63V88ZM74 87V88H72ZM154 87V86H153ZM158 87V86H157ZM186 87V86H185ZM195 87V85H194ZM247 87V86H246ZM253 87V86H252ZM256 87V86H255ZM16 88V87H15ZM89 88V89H88ZM92 88V89H91ZM162 88V87H161ZM205 88H207L205 86ZM38 89V88H37ZM150 89V88H149ZM158 89V88H157ZM163 89V88H162ZM190 89V88H189ZM194 89V88H192ZM213 89V88H212ZM151 90V89H150ZM155 91V89H153ZM161 90V89H160ZM159 90V91H160ZM183 90V89H182ZM185 90H188V89H185ZM264 90V89H263ZM48 93L51 95L52 94V91H51V88H48L47 89ZM74 91H76L78 94V98H83L84 96L90 98V99H93V103L92 104H89V103H86V99H81L79 100L78 99V103L77 100L73 101V95L74 94ZM176 91V90H175ZM180 91V89H179ZM237 91V90H236ZM254 91V90H253ZM262 91V90H261ZM182 92V91H180ZM238 92V91H237ZM246 92V91H245ZM244 92V93H245ZM259 92V91H258ZM25 93V92H24ZM55 93V92H54ZM157 93V92H155ZM169 93V92H168ZM187 93V91H186ZM114 94H118L120 95L121 97L123 98H127L129 99V97H133L134 98V101L136 104L142 102L143 103V108H142V105L141 106H136V108H142L140 110V112L138 111H134L132 113H126V111L124 112L122 107L120 106V103H118L116 101V98L114 96ZM162 96L163 93H161ZM160 94V95H161ZM65 96V97H63ZM152 97V96H151ZM155 97V96H154ZM167 97V96H166ZM239 97V95H238ZM262 96L257 97L258 100L262 99L261 98ZM85 98V97H84ZM242 98V97H241ZM21 99V100H20ZM77 99V98H76ZM58 100V99H57ZM89 100V99H88ZM167 100V99H166ZM243 100V99H242ZM43 102V101H42ZM242 102V101H241ZM250 103V101L248 100L247 103ZM258 102V101H256ZM56 103V102H55ZM91 103V102H90ZM96 103V106H98V104H103V105H108L110 107H112V111L110 112H104L103 110H100V107L98 106V108L96 106H93L95 105ZM216 103L218 104V101H216ZM246 103V102H245ZM133 104V103H132ZM139 105V104H138ZM223 105V104H222ZM221 105V106H222ZM226 105V104H225ZM256 105V104H255ZM43 106V105H42ZM264 106V105H263ZM45 107V106H43ZM134 107V106H133ZM259 107V106H258ZM16 108V107H15ZM57 107H53V109H56ZM103 108V106H102ZM226 108V107H225ZM40 110V108H38ZM67 110V112L69 113L70 111ZM231 109V108H230ZM259 109V108H258ZM42 110V109H41ZM236 110V109H235ZM240 110V109H239ZM12 111V110H11ZM36 111V110H34ZM58 111V110H57ZM61 111V110H60ZM128 111V110H127ZM259 111V110H258ZM13 112V111H12ZM49 112V111H48ZM66 112V111H65ZM131 112V111H129ZM238 112V111H237ZM37 113V112H36ZM55 114V113H53ZM234 114V115H232ZM244 114V113H243ZM258 114V113H257ZM37 116V117H36ZM43 115H41L42 117ZM52 116V115H51ZM49 116V117H51ZM256 116V115H255ZM40 117V116H39ZM55 117V116H54ZM64 117V116H63ZM21 118V119H22ZM44 118V117H43ZM47 118V116H46ZM57 118V117H56ZM68 118V117H67ZM74 118V117H72ZM16 119V118H15ZM20 119V120H21ZM41 119V118H39ZM52 119V118H51ZM54 119V118H53ZM44 121V120H42ZM47 121V120H46ZM77 121V120H75ZM159 121V120H158ZM157 121V123H158ZM165 119L162 122H164ZM50 122V121H49ZM23 123V122H22ZM156 123V124H157ZM18 124V123H17ZM77 124V123H76ZM16 125V123H15ZM59 125V124H58ZM212 125V124H211ZM214 125V123H213ZM22 126V125H21ZM56 126V125H55ZM217 126V125H216ZM261 126V125H260ZM264 126V125H263ZM12 127V126H11ZM18 127V126H17ZM20 127V126H19ZM128 127V128H127ZM212 128V126H210ZM215 127V126H214ZM193 128V127H192ZM262 128V126H261ZM87 129V127H86ZM89 129V128H88ZM194 129H195V126H194ZM223 129V128H222ZM46 131H48L49 133L52 134V138L54 139H60L61 137H63V135H57L54 131L55 128H54V125H53V128L50 130V128H47L45 129ZM154 130V131H153ZM221 130V129H220ZM67 131V132H68ZM81 131V130H80ZM150 131V130H149ZM3 134H5L4 130L2 131ZM60 132V131H59ZM124 132V134H122ZM127 132V133H126ZM176 132V131H175ZM45 133V132H44ZM58 133V132H57ZM61 133V132H60ZM58 133V134H60ZM64 133V131H63ZM178 133V132H177ZM180 133V132H179ZM259 133V132H258ZM101 134V135H102ZM151 134V132H150ZM162 134V133H161ZM181 134V133H180ZM197 134V132H196ZM232 134V133H231ZM47 135V134H46ZM94 135V136H95ZM133 135V136H132ZM183 135V134H181ZM224 135V134H223ZM67 136V135H66ZM93 136V135H92ZM97 136V137H98ZM122 136H127L126 138H123ZM161 136V135H160ZM187 136V135H186ZM214 136V135H213ZM230 136V135H229ZM49 137V136H48ZM46 137V138H48ZM49 137V138H50ZM69 137V136H68ZM105 137V136H104ZM222 137V136H221ZM224 137V136H223ZM160 138V137H159ZM163 138V137H162ZM240 138V137H239ZM238 138V139H239ZM75 139H78V138H75ZM212 140V138H210ZM215 139V137H214ZM241 139V138H240ZM245 139V137H244ZM50 140V139H49ZM80 140V139H79ZM73 140V145L74 146H78V147H73L74 150H76V152L79 153L78 150H80V147H82L80 144L83 142L82 140ZM102 140V138H101ZM160 140V139H159ZM194 140V139H193ZM209 140V141H211ZM254 140V139H253ZM52 141V139H51ZM103 141V140H102ZM146 141V139H145ZM162 141V140H161ZM208 141V143H209ZM223 141V140H222ZM263 141V139H262ZM261 141V142H262ZM4 142V141H3ZM32 142V141H31ZM53 142V141H52ZM167 142V141H166ZM195 142V141H194ZM216 142V141H215ZM247 142V141H246ZM258 142V140L256 141ZM264 142V141H263ZM54 143V142H53ZM72 143V141H71ZM94 143V142H93ZM170 143V141L168 142ZM190 143V142H189ZM224 143V142H223ZM2 144V143H0ZM9 144V143H8ZM85 144V143H84ZM162 144V143H161ZM221 144V143H220ZM251 146L253 143H250ZM260 144V143H259ZM65 145V144H63ZM72 145V144H71ZM105 149L106 150V144L104 143L103 144ZM147 145V144H146ZM150 145V144H149ZM188 145V144H187ZM255 145V144H253ZM261 145V144H260ZM259 145V146H260ZM3 146L5 149H7L9 146H6L4 143L1 145ZM59 146V145H58ZM99 146V145H98ZM166 146V145H165ZM185 146V145H184ZM206 146V145H205ZM247 146V145H246ZM13 148L17 149L19 151V146L17 144H13L12 146ZM95 147V145H94ZM102 146V148H104ZM111 147V148H112ZM163 146H160V148H162ZM183 147V146H182ZM208 147V146H206ZM227 147H231L230 144L227 146V145H224V146H221V150L222 149H225ZM249 148V146H247ZM263 147V146H261ZM260 147V148H261ZM179 148V146H178ZM257 148V147H256ZM26 149V148H25ZM174 149V148H173ZM219 149V148H218ZM167 150V148H166ZM176 149H174V151L172 152H175ZM178 150V149H177ZM261 150V149H260ZM179 151V150H178ZM184 151V150H183ZM214 153L211 154L210 156H213V159L214 157H219L223 162L224 165H223V169L226 168L229 169V170H234V169H238V173L240 174L241 172V169H240V166L238 168V166L234 165L235 162H236V159L240 158L239 162L241 161V159H243L240 155H241V152H245V146L244 147H240V149H237L236 150V154H237V158L232 161V157H234L236 154H232L233 156L230 157L228 154H227V157H225L226 155H221L220 154V151L219 150H213ZM258 151V150H257ZM105 155L109 156V154H107V151H103ZM123 152V150H122ZM171 152V153H172ZM185 152V151H184ZM182 152V153H184ZM232 152V151H231ZM235 152V151H234ZM239 152V153H238ZM247 152V150H246ZM19 153H22L21 151ZM163 154L165 152H162ZM225 153V152H224ZM223 153V154H224ZM229 153V152H228ZM262 153V152H261ZM24 154V153H22ZM21 154V155H22ZM28 154V153H27ZM95 154V153H93ZM175 154H179V152L175 153ZM208 154V153H207ZM210 154V153H209ZM247 154V153H246ZM118 155V154H117ZM171 155V154H170ZM169 155V156H170ZM183 155V154H182ZM197 155V153H196ZM204 155V154H203ZM201 155V156H203ZM25 156V155H24ZM34 156V155H33ZM41 156V155H40ZM98 156V155H97ZM173 156V155H172ZM176 156V155H175ZM185 156V154H184ZM200 156V155H199ZM258 156V155H257ZM177 157V156H176ZM197 157V156H196ZM253 157V156H252ZM20 158V157H19ZM174 158V157H173ZM181 158V157H180ZM182 158H184L182 156ZM194 158V157H193ZM201 158V157H199ZM218 158V159H219ZM211 159V158H210ZM247 159V158H246ZM250 159V158H249ZM252 159V158H251ZM170 160V158H169ZM195 160V159H194ZM217 160V159H216ZM237 160V161H238ZM178 161V159H177ZM181 161V160H180ZM193 161V160H192ZM197 161V160H196ZM200 161V160H199ZM197 162V163H200L201 162ZM205 162V160L202 159V162ZM212 161V160H211ZM248 161V160H247ZM58 162V161H57ZM109 162V161H107ZM170 162V161H169ZM208 162V161H207ZM220 162V160H219ZM250 162V164H248ZM248 163H245L246 165H252L253 161L249 160ZM113 163V161L111 162V164ZM116 163V162H115ZM114 163V164H115ZM123 163V162H122ZM174 164H176L175 162H173ZM172 163V164H173ZM195 163V162H194ZM195 163V164H197ZM218 162H215V164H217ZM243 164V161L241 162ZM261 163V162H260ZM204 164V163H203ZM212 164V163H211ZM214 164V163H213ZM212 164V166H214ZM240 164V163H239ZM238 164V165H239ZM60 165V164H59ZM64 165V164H63ZM104 165V164H103ZM106 165V164H105ZM147 165V164H146ZM188 165V164H187ZM199 165V164H197ZM198 166V167H201V166ZM222 165V163H221ZM220 165V166H221ZM257 165V164H256ZM204 166V165H203ZM207 166V165H206ZM205 166V170H208ZM208 166H211L209 165L208 163ZM219 166V165H218ZM216 166V167H218ZM233 166H236V168L234 169H230L232 168ZM245 166V165H243ZM109 167V166H108ZM114 167V166H113ZM151 169L150 166H147ZM29 168V167H27ZM97 168V170H96ZM116 168V166L114 167ZM134 168V169H135ZM136 168V169H137ZM204 168V167H203ZM212 170L214 167H211ZM243 168V167H242ZM245 168V167H244ZM243 168V169H244ZM249 168V166H248ZM251 168V167H250ZM249 168V169H250ZM66 169H68V173L70 171H72V173L70 174H73V177H70L69 175H67L68 173L65 171ZM112 169V168H111ZM124 169V168H123ZM122 169V170H123ZM154 169V168H153ZM218 169H220V167L217 168L216 171H218ZM240 169V171H239ZM141 170V169H138V171ZM148 170V169H147ZM152 170V169H151ZM150 170V172H151ZM189 170V169H188ZM202 168H200V170L198 169V173H200L199 171H201ZM222 170V167L221 169L219 170V172ZM251 170H253L251 168ZM255 170V169H254ZM258 170V169H257ZM11 171V170H10ZM35 171V168H31L30 171L28 172H31V173H28V177H32L33 173ZM118 171V170H117ZM136 171V170H135ZM142 171V170H141ZM155 171V170H153ZM152 171V172H153ZM184 171L186 172L187 170L184 169ZM210 171V170H209ZM228 171V170H227ZM231 171V172H232ZM235 171V170H234ZM237 171V170H236ZM235 171V172H236ZM114 172V171H113ZM119 172V171H118ZM144 172H146L147 174L146 175H149L148 172L146 171V169L144 170ZM169 172V171H168ZM196 172V171H195ZM203 172V171H201ZM208 172V171H207ZM215 172V171H214ZM222 172V171H221ZM229 172V171H228ZM252 172V171H251ZM27 173V172H26ZM75 173V174H74ZM125 173V172H124ZM128 173V172H127ZM187 173V172H186ZM205 173V172H204ZM204 173L203 175H200V176H204ZM209 173V172H208ZM210 173H212V171H210ZM222 173H225V172H222ZM234 173V172H233ZM29 174H32V175H29ZM153 174V173H152ZM181 174V172H180ZM190 174V172H189ZM188 174V175H189ZM194 174V173H192ZM206 174V173H205ZM214 174V173H213ZM215 174H218V173H215ZM214 174V175H215ZM226 174V173H225ZM19 175V174H18ZM22 175V174H21ZM113 175V174H112ZM117 175V174H116ZM127 175V174H126ZM155 175V173H154ZM196 175V173L194 174ZM220 175V174H219ZM50 176V175H49ZM122 176V174H121ZM192 176V175H191ZM205 176H208V175H205ZM21 177V176H20ZM154 177V176H153ZM152 177V178H153ZM181 177V176H180ZM194 177V176H192ZM199 177V176H198ZM197 177V178H198ZM209 177H213L210 176ZM22 178V177H21ZM47 178V177H46ZM124 178V177H123ZM206 178V177H205ZM129 179V178H128ZM196 179V178H195ZM203 179V178H201ZM47 180V179H46ZM140 180V179H139ZM200 180V179H199ZM198 180V181H199ZM34 181V180H33ZM146 182H150V181H147L145 180ZM211 181V180H210ZM122 182V181H121ZM127 182V181H126ZM142 182V181H141ZM144 182V181H143ZM193 183V182H192ZM68 184V183H67ZM77 184V183H76ZM127 184V183H126ZM146 184V183H145ZM60 185V186H61ZM64 185L66 184H63V187ZM88 185V186H86ZM200 185V184H199ZM147 186V185H146ZM253 187V186H252ZM256 187V186H255ZM76 188H79L80 187H76ZM181 188V189H180ZM247 188V187H246ZM249 188V187H248ZM264 188V187H263ZM84 189V188H83ZM149 189V188H148ZM171 189V190H170ZM234 189V188H232ZM110 190V191H109ZM170 190V192L168 191ZM235 190V189H234ZM109 191V192H108ZM253 192L250 194L252 195V197L256 200H259L260 196L259 194L257 193V189L254 188L252 190ZM235 192V191H234ZM75 193V192H74ZM73 193V194H74ZM92 193V192H91ZM112 193V192H111ZM239 193V192H238ZM242 193V192H241ZM79 194V193H78ZM179 194V193H178ZM177 194V195H178ZM234 194V193H232ZM28 195V194H27ZM26 195V196H27ZM49 195V193H48ZM241 195V194H240ZM249 195V196H250ZM29 196V195H28ZM57 196V195H56ZM114 196V197H113ZM176 196V195H175ZM181 196V193L180 195ZM243 196V195H242ZM30 197V196H29ZM167 197V198H166ZM232 197V196H231ZM23 198V197H22ZM34 198V197H33ZM172 198V197H171ZM170 198V200H171ZM24 199V198H23ZM37 199V198H36ZM41 199V200H40ZM65 199V198H64ZM173 199V198H172ZM185 199V198H183ZM238 199V198H237ZM243 199V198H242ZM176 200H179L178 197ZM191 200V199H190ZM195 200L193 199L192 203L195 202ZM32 201V200H31ZM98 201V202H97ZM181 201H183L181 199ZM6 202V201H5ZM8 202V201H7ZM25 202H28V201H25ZM30 202V201H29ZM28 202V203H29ZM91 202V203H90ZM170 202V201H169ZM168 202V203H169ZM177 202V201H176ZM190 202V201H189ZM219 202V203H218ZM49 203V213L47 212H44V208L46 207V204ZM103 203V204H101ZM163 203V202H162ZM161 203V204H162ZM174 203V202H173ZM177 203H180L181 202H177ZM185 203V202H184ZM191 203V204H192ZM31 204V203H30ZM97 204V205H96ZM155 204V203H154ZM164 204V203H163ZM162 204V205H163ZM183 204V202H182ZM48 205V204H47ZM195 205V203H194ZM205 205L207 207H205ZM8 206V205H7ZM197 206V205H196ZM0 207H2V209H5L6 211L7 210H10V208L6 207V205H4L2 202H0ZM10 207V205H9ZM103 207V209H101ZM156 207V206H155ZM165 207V206H164ZM170 207V206H169ZM176 207V206H175ZM178 207H179V204H178ZM183 207V206H182ZM190 207V206H189ZM195 207V206H193ZM47 208V207H46ZM177 208V207H176ZM184 208V207H183ZM169 209V208H168ZM168 209H165V210H168ZM198 209V208H197ZM199 209V210H201ZM215 209V210H217ZM84 210V211H82ZM151 210V209H150ZM147 211V213L150 212ZM193 210V209H192ZM205 210V211H204ZM11 211V210H10ZM175 212V210H173ZM218 211V210H217ZM220 211V209H219ZM38 212V211H37ZM7 213V212H6ZM6 213H4L6 215ZM13 213V211H12ZM18 213V214H19ZM40 213V212H39ZM52 213V214H50ZM105 213H108L107 211ZM146 213V212H145ZM146 213V214H147ZM173 213V212H172ZM197 213V211H196ZM200 213V212H199ZM221 213V214H222ZM231 213V214H229ZM17 214V213H16ZM100 214V215H101ZM135 214V213H134ZM177 214V213H176ZM205 214V213H203ZM209 214V213H208ZM213 214V213H211ZM228 214V215H227ZM22 215V213H21ZM30 215V214H29ZM37 215V214H36ZM144 215V214H143ZM175 215V213H174ZM178 215V214H177ZM190 216H192V213H189ZM202 215V214H200ZM198 215V216H200ZM94 216V215H93ZM109 216V215H108ZM114 216V215H113ZM172 216V215H171ZM196 217V219H200L199 217ZM5 217V216H4ZM10 217V216H9ZM37 217V216H36ZM73 217V216H72ZM101 217V216H100ZM102 217H106V216H102ZM112 217V215H111ZM123 217V218H122ZM120 217V219H118L119 221L116 222V220L114 221V224L117 226H119L120 223H128L130 225V223H134L135 219L137 221V223L139 225L137 226H140L142 222V216H137L136 214V217L135 216H132V218L129 220V218L127 217H124L122 216ZM150 217V216H149ZM184 217H186V215H184ZM201 217V216H200ZM6 218V217H5ZM31 218V217H30ZM34 218V216L32 217ZM40 218V219H41ZM60 218H63V220H60ZM74 218V217H73ZM103 218V219H104ZM113 218V217H112ZM173 218V216L171 217ZM188 218V216H187ZM27 219V218H26ZM37 218H35V221H36ZM39 219V218H38ZM99 219V218H98ZM183 219V218H181ZM180 219V220H181ZM186 219V218H185ZM184 219V220H185ZM30 220V219H29ZM59 220L61 221L59 223ZM66 220V221H65ZM109 220V218H108ZM114 220V219H113ZM170 220V219H169ZM173 220V219H172ZM182 220V223L183 221ZM202 220V219H201ZM234 220H235V217H234ZM25 221V220H24ZM32 221V220H30ZM99 221L100 223V220H97ZM102 221V220H101ZM111 221V220H110ZM135 221V222H136ZM150 221V220H149ZM207 221V220H206ZM250 221V220H248ZM246 221V222H248ZM7 222V221H6ZM43 222V221H42ZM44 222V223H45ZM79 222V221H78ZM77 222V224H79ZM81 222V221H80ZM106 222L108 221H105L103 223L106 224ZM130 222V223H129ZM157 223V221H155ZM171 222V221H170ZM168 222V223H170ZM179 221H177L178 223ZM189 222V221H188ZM199 222V221H198ZM29 223V222H28ZM83 223V222H82ZM98 223V224H99ZM102 223V224H103ZM136 223V224H137ZM159 223V222H158ZM157 223V224H158ZM163 223V222H162ZM215 223V222H214ZM0 224H2L0 222ZM43 224V223H42ZM46 224V223H45ZM76 224V225H77ZM84 224V223H83ZM127 224V225H128ZM161 223H159L160 225ZM172 224V222H171ZM169 224V226L171 225ZM175 224V222H174ZM248 224V223H247ZM26 225V224H25ZM53 225V224H52ZM50 225V226H52ZM82 225V224H81ZM88 225V224H87ZM91 226V224H89ZM96 225V228H97V224H94ZM100 225V224H99ZM107 225V224H106ZM113 225V224H112ZM144 227L147 226V224L145 225L143 223ZM152 225V224H150ZM163 225V224H162ZM173 225V224H172ZM178 225V224H176ZM175 225V227H176ZM181 225V224H179ZM185 225V224H183ZM192 225V224H191ZM12 226V225H11ZM8 223H5L2 227H0V230L3 231V232H13V231H16L17 229L16 228H13L11 227ZM101 226V225H100ZM104 226V224H103ZM134 226V225H133ZM161 226V225H160ZM167 226V225H166ZM217 226V225H216ZM30 227V226H28ZM77 227V226H76ZM83 227V226H82ZM81 227V228H82ZM86 227V226H85ZM99 227V226H98ZM142 227V226H141ZM153 227V225H152ZM158 227V226H157ZM171 227V226H170ZM201 227V226H200ZM215 227V226H214ZM53 228V227H51ZM90 228V227H89ZM95 228V227H94ZM100 228V227H99ZM132 228V227H131ZM143 228V227H142ZM141 228V229H142ZM146 228V227H145ZM160 228V227H159ZM164 228V227H163ZM166 228V227H165ZM25 229V228H24ZM79 229V228H78ZM93 229V228H92ZM103 229V228H101ZM99 229V230H101ZM140 229V228H139ZM140 229V230H141ZM149 229V228H148ZM151 229V228H150ZM156 229V228H154ZM162 229V228H161ZM172 229H175L174 226ZM177 229V227H176ZM175 229V230H176ZM180 229V228H179ZM219 229V227H218ZM72 230L74 232H72ZM81 230V229H80ZM104 230V229H103ZM102 230V231H103ZM144 231L146 230L147 231V228L146 229H143ZM169 230V229H168ZM167 230V231H168ZM171 230V228H170ZM184 230H186L188 232V227H184ZM215 230V229H214ZM243 230V231H244ZM62 231V233H61ZM92 231V230H90ZM90 231H87V233H91ZM105 231V230H104ZM116 231V230H115ZM114 231V232H115ZM142 231V230H141ZM140 231V232H141ZM150 231V230H148ZM147 231V232H148ZM156 231V230H155ZM173 231V230H172ZM177 231V230H176ZM181 231V230H179ZM264 231V230H263ZM81 231L77 232L78 234H80ZM97 232V231H96ZM110 232V230H109ZM113 232V231H112ZM133 232V231H132ZM143 232V231H142ZM141 232V235H138L139 237H146L148 236V234L145 232L142 233ZM163 232H165L163 230ZM169 232V231H168ZM249 232V231H248ZM40 233V232H39ZM85 233V232H84ZM83 233V234H84ZM86 233V234H87ZM107 233V232H106ZM174 233V232H172ZM192 233V232H191ZM216 233V232H215ZM233 233V234H234ZM92 234V233H91ZM89 234V235H91ZM96 234V233H95ZM136 234V232H135ZM140 234V233H139ZM157 234V232L155 233ZM168 235H170V233H167ZM186 234V233H185ZM189 234V233H188ZM88 235V236H89ZM119 235V234H118ZM123 235L125 236V234L123 233ZM133 234H128L126 235V238L127 236H132ZM172 235H175L172 234ZM181 235V233H180ZM183 235V234H182ZM194 235V234H193ZM232 235V234H231ZM240 235V234H239ZM40 236V235H39ZM78 236V235H77ZM76 236V237H77ZM80 236H83L84 235H81ZM87 236V235H86ZM87 236V237H88ZM98 236V235H96ZM102 236V235H101ZM124 236L122 237V234H121V237L124 238ZM135 236V235H133ZM157 236V235H156ZM179 236V235H178ZM212 236V235H211ZM26 237V236H24ZM79 237V236H78ZM119 237V236H118ZM176 237V236H175ZM181 237V236H179ZM67 238H69L67 240ZM85 238V237H84ZM92 238V237H91ZM97 238V237H96ZM99 238V237H98ZM120 238V237H119ZM125 238V239H126ZM134 238V237H133ZM158 238V237H157ZM25 239V238H24ZM27 239V238H26ZM30 240H34L35 238L31 236V238H29ZM182 239V238H181ZM197 239V238H196ZM223 239V238H221ZM231 239V238H230ZM244 239V238H243ZM23 240V239H22ZM28 240V239H27ZM44 240V239H43ZM133 240V239H132ZM135 240V238H134ZM133 240V241H134ZM162 240V239H160ZM170 240V239H168ZM175 240V239H174ZM214 240V239H213ZM217 242L220 241L219 239H215ZM46 241V240H44ZM92 241V240H91ZM96 241V240H95ZM99 241V240H98ZM124 241V239H123ZM181 241V240H180ZM223 241V240H222ZM228 244H234L233 242H231V240L229 239H226L225 240ZM234 241V240H233ZM258 241V239H257ZM54 242V241H53ZM81 242V243H79ZM131 240L127 239L126 243H130ZM149 242V241H148ZM148 242H143V243H134L132 242V248L130 247V249L128 250V252L126 253L125 251L123 250H120V254H122V257L123 258H129L133 255L134 253V248L135 246H138V245H144L148 248H152L151 250H154L156 251L157 253H159V255L162 257V258H166L167 259L169 258L172 259V260H178L179 261V258L181 257L182 253L183 252H186V251H191L193 249L191 248H194L195 244L197 243V240L193 243L194 245L192 246H186L180 250H177L175 251V253H173L172 255H164L163 254V251H164V246L162 245H154L152 243H148ZM169 242V241H168ZM173 242V241H171ZM163 243H166V240L165 242ZM212 243V242H210ZM237 243V242H236ZM240 243V242H239ZM40 244V243H39ZM44 244V243H43ZM104 244V243H103ZM173 244V243H172ZM175 244V243H174ZM181 244V243H180ZM179 244V245H180ZM182 245V244H181ZM213 245V244H212ZM263 245V244H262ZM76 247L74 250H73V247ZM90 246V245H88ZM103 246V245H102ZM216 246V245H215ZM214 246V247H215ZM38 247V246H37ZM50 248L54 247V244H51L49 246ZM48 248V247H47ZM49 248V249H50ZM216 248V247H215ZM247 248V247H246ZM92 249V248H91ZM99 249V248H98ZM230 249V248H229ZM19 250V249H18ZM48 250V249H47ZM218 250V249H216ZM227 250V249H226ZM250 250V249H249ZM22 251V250H21ZM51 251V252H52ZM111 251V250H110ZM166 251V250H165ZM25 252V250L23 251ZM88 252V251H87ZM153 252V251H152ZM224 252V251H223ZM227 252V251H226ZM42 253V252H41ZM75 253V254H73ZM204 253V252H203ZM55 254V255H56ZM98 254L97 251H92L90 256L92 257H96V255ZM148 254V253H146ZM218 254V253H217ZM223 254V253H222ZM36 255V254H35ZM89 255V254H88ZM186 253H185V257H186ZM190 255V254H189ZM200 255V254H199ZM40 256V254H39ZM38 256V257H39ZM71 256V255H70ZM140 256V255H139ZM148 256V255H147ZM197 256V255H196ZM195 256V257H196ZM5 257V255H4ZM198 257V256H197ZM197 257H196V260H197ZM215 257V256H214ZM2 258V256H1ZM70 258V257H69ZM138 258V257H137ZM143 258V256H142ZM149 258V256H148ZM210 258V257H209ZM241 258V257H240ZM43 259V258H42ZM104 259V258H103ZM132 259V258H131ZM150 259V258H149ZM148 259V260H149ZM157 259V258H156ZM194 259V258H193ZM203 259V258H202ZM201 259V260H202ZM229 259V258H227ZM2 260V259H1ZM100 260V259H99ZM124 260V259H123ZM129 260V259H128ZM143 260V259H142ZM183 260V259H182ZM200 260V259H199ZM219 260V258H218ZM238 260V259H237ZM242 260V259H241ZM249 260V259H248ZM106 261V260H105ZM108 261V260H107ZM127 261V260H126ZM144 261V260H143ZM141 261V263L143 262ZM147 261V260H145ZM144 261V262H145ZM158 261H161L158 259ZM228 261V260H227ZM226 261V262H227ZM234 261V260H233ZM50 262V261H49ZM90 262V261H89ZM119 262L121 263V261L119 260ZM149 262V261H148ZM170 262V261H169ZM201 262V261H200ZM208 263L210 261H207ZM224 263H226L225 261H223ZM222 262V263H223ZM238 262V261H235V263ZM246 262H249L246 260ZM14 263L16 264H28L27 261H24L23 259L21 260L20 258V261L17 263L14 261ZM34 263L36 264H45L44 262L42 261H38L36 260ZM153 263V261H152ZM156 263V262H155ZM159 263V262H158ZM161 263V262H160ZM172 263V262H171ZM191 263V262H190ZM205 262H203L202 264H204ZM215 263V262H214ZM220 263V264H222ZM233 263V262H232ZM251 263V262H249ZM9 264H12L9 262ZM57 264V263H56ZM123 264V263H121ZM130 264V263H129ZM169 264V263H167ZM201 264V263H199ZM217 264V262L215 263ZM237 264V263H236ZM245 264V263H244ZM248 264V263H247ZM253 264V263H252ZM255 264V263H254Z\"/></svg>",
	"mask_w": 264,
	"mask_h": 264
},
{
	"label": "water",
	"instance_id": "3",
	"mask_svg": "<svg viewBox=\"0 0 264 264\" xmlns=\"http://www.w3.org/2000/svg\"><path fill=\"white\" fill-rule=\"evenodd\" d=\"M244 2V0H220V3L217 7V9L214 11V13L210 16V18L202 24L200 27H198L196 30L187 33L183 36L185 40H198L200 42H208V43H214L215 42V35L216 32L212 31L210 34V38L208 40H204L202 34L213 27L214 23L226 16L228 13L234 11L239 5H241ZM246 20V19H244ZM235 30H238V26L234 28Z\"/></svg>",
	"mask_w": 264,
	"mask_h": 264
},
{
	"label": "snow or ice",
	"instance_id": "4",
	"mask_svg": "<svg viewBox=\"0 0 264 264\" xmlns=\"http://www.w3.org/2000/svg\"><path fill=\"white\" fill-rule=\"evenodd\" d=\"M14 223L17 224V225H20V224H21V221L19 220V218H17V219L14 221ZM53 239H54V238H49L47 242H48V243H51Z\"/></svg>",
	"mask_w": 264,
	"mask_h": 264
}]
</instances>
